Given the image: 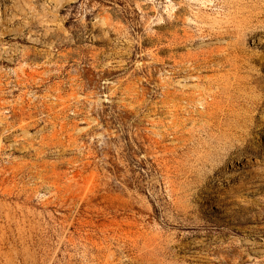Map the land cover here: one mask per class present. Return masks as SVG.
<instances>
[{
    "label": "rangeland",
    "instance_id": "1",
    "mask_svg": "<svg viewBox=\"0 0 264 264\" xmlns=\"http://www.w3.org/2000/svg\"><path fill=\"white\" fill-rule=\"evenodd\" d=\"M257 3L0 0V264H264Z\"/></svg>",
    "mask_w": 264,
    "mask_h": 264
},
{
    "label": "bare ground",
    "instance_id": "2",
    "mask_svg": "<svg viewBox=\"0 0 264 264\" xmlns=\"http://www.w3.org/2000/svg\"><path fill=\"white\" fill-rule=\"evenodd\" d=\"M247 1H249V2H251V1H253V0H247ZM254 7V9H257V11L256 12H251L250 13V15H251V18L254 16V18L255 19H257V18H260V17H263L264 16V4H260V3H257V4H254L253 5ZM259 22H260V25L262 26V28H264V22L263 21H260V20H258ZM259 26V25H258ZM257 29V28H256ZM253 30L251 33H250V37H254L255 36V34L257 33H260V32H262V31H259V30ZM246 35V34H245ZM253 108H255V107H253ZM263 112H264V110H262ZM264 115V114H263ZM263 115H261V116H263ZM264 118V117H263ZM241 177V176H240ZM241 180V179H240ZM235 185V184H234ZM237 185V184H236ZM239 187V186H238ZM227 190V189H226ZM226 192V191H225ZM210 198V197H209ZM214 208L215 209H220L221 207L220 206H217V204L214 206ZM261 213V212H260ZM260 213H258V214H260ZM256 214V213H255ZM263 214V213H262ZM255 216V215H254ZM260 216V215H259ZM245 218V217H244ZM248 218H250L251 219V217H248ZM253 220H255V221H259V220H261V218H259V217H255V218H252ZM247 220V219H246ZM248 221V220H247ZM251 221V220H250ZM255 221H253V222H255ZM241 261V260H240ZM262 264V263H261Z\"/></svg>",
    "mask_w": 264,
    "mask_h": 264
}]
</instances>
